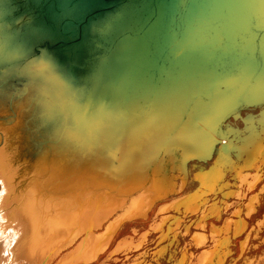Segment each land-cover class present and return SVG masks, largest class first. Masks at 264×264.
Here are the masks:
<instances>
[{
	"label": "water",
	"instance_id": "1",
	"mask_svg": "<svg viewBox=\"0 0 264 264\" xmlns=\"http://www.w3.org/2000/svg\"><path fill=\"white\" fill-rule=\"evenodd\" d=\"M22 98L38 106L22 130L42 133L38 149L84 144L90 132L134 141L147 123L168 131L162 156L174 147L187 186L184 165L211 160L201 150L222 137L217 124L264 105V0H0V101L12 109ZM197 126L213 143L173 145ZM155 194L151 207L176 192Z\"/></svg>",
	"mask_w": 264,
	"mask_h": 264
},
{
	"label": "bare ground",
	"instance_id": "2",
	"mask_svg": "<svg viewBox=\"0 0 264 264\" xmlns=\"http://www.w3.org/2000/svg\"><path fill=\"white\" fill-rule=\"evenodd\" d=\"M7 102L3 104L0 101V264H93L123 226L129 227L130 234L116 239L105 258L112 264H158L170 246L178 244L181 237L192 234V229V232H206L209 219L221 221V227L210 223L207 230L209 236L193 234L189 239L192 245L183 246L185 255L175 252L180 256H177L176 263L171 264H225L231 258V254L225 253V246H230L229 250L236 247V241L247 230L249 219V224L254 225L252 228H257L256 237L264 233V218L256 222L261 218L257 217L264 204L252 216L256 212L255 206L251 201L243 204L244 195L235 194L234 197L226 193L223 202L231 198L236 201L230 205L222 202V209L214 202L208 204L209 197L203 199L207 195L216 197L225 192L226 187L219 185V179L225 172L239 176L264 155V122L259 121L264 105L248 111H236L239 120L227 119L217 124L215 129L222 132V137L213 134L215 145L208 152L201 150L202 157L208 155L212 160L215 156L212 168L211 165L208 169L203 166L211 160L203 162L194 159L184 165L188 172L186 180L199 185L188 193V184L186 186L180 180V155L174 147H170L162 156L163 145L171 136L168 131L162 129L157 134L147 123L136 128L143 134L135 136L134 141H127L129 137L121 135L117 145L109 144L108 140L100 143L95 132H90L84 137V144L77 141L73 145L55 147L45 143L42 149H38L33 147V142L35 138L43 141L39 137L42 133L30 132L25 136L22 131L24 119L28 127L36 126L31 111L37 112L38 106L22 98L14 101L10 109ZM21 106H28L30 114L24 117ZM11 115L15 117L11 119ZM8 121H11L9 125ZM238 122L242 123V129H239ZM227 127L232 130L227 131ZM206 133L208 131L201 126L193 127L186 130L182 137L173 138L172 142L175 145L190 135L205 146L213 143L211 137H204ZM250 142L258 146H248ZM186 150L188 152L189 149ZM232 155L236 160L242 159L238 162V170ZM187 156L191 159L192 153ZM146 165L150 166L149 171H146ZM114 169L122 170L115 174ZM196 169L199 175L194 177ZM157 171L158 176L152 175ZM240 182V185L247 186L244 176ZM158 183L160 188H157ZM163 191L176 194L151 207L155 193L159 195ZM186 194L188 197L184 198ZM176 208L179 212H174ZM222 210L225 215L223 220ZM152 211L153 217L148 220ZM192 219L194 221L190 223ZM130 224H138L142 230ZM152 235L157 240L153 247L148 241ZM169 235L171 239L168 241ZM252 237L248 233L243 241L237 243L241 247L259 242V247L254 250H263L261 244H264V239L257 241ZM208 241L212 246L200 251L199 255L191 251V248H203ZM214 247L216 250L210 252ZM69 248L73 250L65 251ZM239 249L243 252L242 259L240 257L242 264H258L243 258L251 254L250 247ZM63 251L65 255L61 256ZM188 251L189 256H186ZM167 254L169 259L172 258V252Z\"/></svg>",
	"mask_w": 264,
	"mask_h": 264
},
{
	"label": "flooded vegetation",
	"instance_id": "3",
	"mask_svg": "<svg viewBox=\"0 0 264 264\" xmlns=\"http://www.w3.org/2000/svg\"><path fill=\"white\" fill-rule=\"evenodd\" d=\"M234 126H237V125H234ZM242 123H240V122H238V127H239V129H242ZM236 129V128H235ZM258 136H260V135H258ZM256 136H253V138H255ZM243 138V137H242ZM252 138V139H253ZM251 144H253V146H258V144L257 143H254V142H250L249 144H248V146L249 145H251ZM232 157V160L233 161H235V168L238 170V167L240 166L239 165V163L238 162H240V161H242V159H239V160H236V158L232 155L231 156ZM215 159V156L212 158V160L211 161H209L208 163H206V164H203V166L205 167V169H208L209 167H210V165L212 164V161ZM234 166V165H233ZM232 167V166H231ZM253 170V171H252ZM193 172V171H192ZM191 172V173H192ZM195 172H198V170L196 169V171ZM191 173L189 174V176L190 177H192V175H191ZM253 173V174H252ZM242 176H244L246 179H247V183H246V185L247 186H245L244 187V184L243 185H240L241 184V177ZM233 177V178H232ZM225 178V179H224ZM221 182H220V184L219 185H222V186H224V187H226V190H225V192L224 193H219V195H216V197H214V196H212V195H207L205 198H203V199H205V200H207L206 198H208L209 199V203L208 204H211V203H213L214 202V204L215 205H217L218 206V208H220V209H222L224 206H223V204H222V198L225 196V194L227 193V194H233V196L235 197V194H236V196L237 195H239V196H241V195H244V200H243V204H245V203H247L248 201H251L252 202V204L255 206V209H256V212L255 213H253L252 214V216L253 215H255V214H257L259 211H260V208H261V204H264V202H263V197H264V155L262 156V157H258L257 159H256V161H255V164L254 165H252L251 167H250V169L248 168V170L247 171H245V172H240V174H239V176H237L236 175V173H229V172H225V175H223V177L222 178H220L219 179ZM218 180V181H219ZM254 181V182H253ZM236 182V183H235ZM195 183V182H194ZM193 182H188V186H189V190H188V193L189 192H191L192 190H194L196 187H198L199 185L197 184V183H195L194 184ZM250 185V188L248 189L247 187ZM252 186V187H251ZM219 190V189H218ZM244 191V192H243ZM219 192V191H218ZM253 192V193H252ZM214 193V192H213ZM213 193H211V194H213ZM215 193H217V190H216V192ZM237 193H239V194H237ZM246 195V196H245ZM217 198V199H216ZM233 199H235V198H233ZM233 199L231 198V199H229V200H227V201H224L223 203H225V204H227V205H230L231 203H233V202H235L236 201V199L233 201ZM259 208V209H258ZM223 210L221 211V220H223V219H225V215L223 214ZM251 216V217H252ZM264 216V213L262 214V216H261V218L259 219V220H256V222L257 221H262L263 220V217ZM250 217V218H251ZM250 220V219H249ZM249 220H248V227L246 228L247 230H245V232L242 234L243 236L245 235H247L248 233L251 235L252 234V238H254L255 237V240H262V239H264V237L263 238H261L260 236H259V234H258V236L256 237V234H255V232H257V228H252V226H254L253 224H249ZM192 221H194V219H192L191 221H189L190 223L192 222ZM188 222V223H189ZM256 222H255V226H256ZM210 223H212V224H214L215 225V221L214 220H211V219H209V220H207V222H206V232L204 231V233L203 232H201V231H197V232H193L192 234H189L188 235V237H184V238H186V239H190L191 237H192V235L193 234H199V235H201V236H207L208 234V232H207V230H208V228H209V225H210ZM183 229L184 228H182V233H184V231H183ZM199 232V233H198ZM206 234V235H205ZM258 238V239H257ZM243 239H244V237L242 238V239H240L238 242H240V241H243ZM180 242V241H179ZM179 244V243H178ZM178 244H176V243H174L173 244V246L174 247H177V245ZM185 244H182V245H180L179 247H178V249L175 251V252H177L178 254L180 253L181 255H185V251H182V249H183V246H184ZM259 245H260V243L258 242V244H251V243H249V244H243L241 247H242V249L243 250H245V249H247V247H250L252 250H254V249H257L258 247H259ZM261 245H263L264 246V244H261ZM203 246V245H202ZM240 247V245H238V243H237V245H236V247H234L232 250H229L230 249V246L229 247H226L225 246V249L226 250H224L225 251V253H228V254H231V258H230V260L228 259V261L225 263V264H242L241 262H242V260H240V257L242 256V253H241V250L239 249V248H241ZM237 248V251H238V253H237V255H234V252H235V249ZM191 249H194V248H191ZM202 249V248H201ZM216 250V247H214V248H212L211 250H210V252H212V251H215ZM191 251H193L194 252V254H200L199 252H198V250H191ZM255 251V250H254ZM234 255V256H233ZM178 256H180V255H178ZM186 256H189V251L187 252V254H186ZM203 256H204V254H203ZM235 258H237L236 260H235ZM243 258H245V256L243 257ZM241 259H242V257H241ZM249 259H251V261H253V262H255V263H258V264H264V249L263 250H261L260 251V253L259 254H254V255H252V257L251 258H249Z\"/></svg>",
	"mask_w": 264,
	"mask_h": 264
},
{
	"label": "rangeland",
	"instance_id": "4",
	"mask_svg": "<svg viewBox=\"0 0 264 264\" xmlns=\"http://www.w3.org/2000/svg\"><path fill=\"white\" fill-rule=\"evenodd\" d=\"M195 184V183H194ZM154 211V210H153ZM151 212L150 214H149V218H148V220H150L152 217H153V214H154V212ZM261 213V214H260ZM259 214H258V217L257 218H260L261 216H262V214L264 213V209L262 210V212H260ZM190 220V219H189ZM220 223V224H219ZM131 226H136V227H138V224H130ZM215 225L216 226H218V227H221V225H222V222L220 221V222H215ZM124 227V226H123ZM121 228L118 232H117V234H115V237H114V240L111 242V245L106 249V251L103 253V255H101L99 258H98V260L97 261H95L93 264H112V262L110 261V260H108V259H106L105 257L107 256V254L109 253V251H110V249H111V247H112V245H114V242H115V240L116 239H118L119 237H121L122 235H128V234H130V232L128 231L129 230V227H124V228ZM146 227V224H145V226H144V228ZM139 228V227H138ZM128 229V230H127ZM142 230V228H139V231H141ZM192 231H194L193 229L191 230V233H193ZM178 234H180V232H178ZM208 234V233H207ZM207 236H209V235H207ZM264 236V233L261 235V237H263ZM244 236H242V237H240L237 241H236V243L240 240V239H242ZM151 239H152V241H151ZM171 239V235H169L168 236V241ZM183 239V240H182ZM148 241H150L149 242V246H155L156 245V243H157V240L155 239V236H150L149 237V240ZM179 244L177 245V247H174L173 245L172 246H170V248L168 249V251H167V253H169V252H172V258L170 257V259H169V256H168V254L166 253L165 255H164V258L158 263V264H171L172 262H175L176 263V258L177 259H179L177 256L178 255H175V251L178 249V247L180 246V245H182V244H185V245H192L191 244V242H189V240L188 239H186V238H183V237H181L180 239H179ZM235 243V245H237ZM254 244H258L257 242H255ZM210 246H212V243H210L209 241L207 242V244L206 245H204V247L202 248V249H199L198 250V252H200V251H203V249H207L208 247H210ZM73 250V248H69L68 250H65V251H67V252H70V251H72ZM191 250H194V249H191ZM65 251H63L62 252V254H61V256H64L65 254H64V252ZM260 251L261 250H257V251H253V250H251V251H249V253H251V254H257L258 252L260 253ZM237 253H238V251H237V248L235 249V252H234V255H237ZM251 254H248V257H247V255L245 256V258H250V256H251ZM233 255V256H234ZM105 259V260H104ZM25 263V262H24ZM26 264V263H25ZM187 264H189V263H187ZM228 264V263H227Z\"/></svg>",
	"mask_w": 264,
	"mask_h": 264
}]
</instances>
